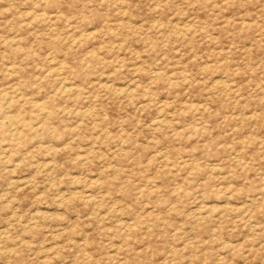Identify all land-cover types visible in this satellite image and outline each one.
I'll use <instances>...</instances> for the list:
<instances>
[{"label": "rangeland", "instance_id": "obj_1", "mask_svg": "<svg viewBox=\"0 0 264 264\" xmlns=\"http://www.w3.org/2000/svg\"><path fill=\"white\" fill-rule=\"evenodd\" d=\"M0 264H264V0H0Z\"/></svg>", "mask_w": 264, "mask_h": 264}]
</instances>
